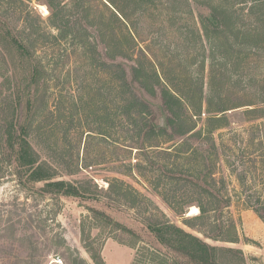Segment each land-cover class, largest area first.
Masks as SVG:
<instances>
[{"label":"rangeland","instance_id":"1","mask_svg":"<svg viewBox=\"0 0 264 264\" xmlns=\"http://www.w3.org/2000/svg\"><path fill=\"white\" fill-rule=\"evenodd\" d=\"M72 1L65 0L71 7ZM84 1L90 8L89 19L95 22L90 29L93 34L86 37L79 32L60 44L37 47L38 57L48 72V97L46 107L43 101L40 104L42 116L38 119L40 125L37 124L40 127L33 140L39 146L46 144V149L53 145L55 154L62 150L63 162L68 169L72 163L73 173H63L61 177L88 185L95 192L94 197H90L94 199L65 198L56 202L40 197L22 188L9 167L0 162V264H57L56 260H61L62 264H173L165 251L149 242L151 238L139 222L140 216L149 215L172 221L214 246L217 264H264V221L247 201L248 196H252V200L260 198L264 203V116L253 118L247 111L248 105L229 109L224 115L207 112L205 96L212 48L203 36L193 0H188L193 6L192 13L184 10L187 6H183V12L179 5L178 10L181 8L182 12L178 11L174 21L162 0H113L124 9L126 17L107 0ZM39 4L47 7V14L41 12ZM26 11L42 20L49 14L44 0H0V14L6 16L17 31L22 30V16ZM129 33L135 38L132 43ZM96 39L107 43L112 57L121 53L120 50L132 57L126 61L129 64L124 65L147 97L153 101L159 98L163 109L159 104L153 108L148 103L159 124L163 123L164 116L168 122L160 91L153 94L144 90L132 73L131 62L139 63L141 82L150 83L158 78L161 85L172 92L171 86H177L181 94L189 91V84L201 78L200 61L204 63L200 115L191 117L187 109L183 114L180 106L182 115L179 116L187 135L200 133V139L195 136L188 141L169 140L168 136L159 135L153 140L156 146L146 150L152 157L157 156L155 160L160 164L176 159V163L184 166L195 162V168L213 172L212 188L229 200L221 217L222 233L215 239L204 237L202 232L215 236L220 232L219 223L201 220L194 227L189 226L191 222L187 217L199 213L197 202L182 204L184 214L176 213L164 194H181L185 187L181 183L167 185L159 171L139 170L136 164L146 166L143 152L128 146L131 141L126 143L116 131L117 127L111 128V135L105 138L88 131L97 128L101 119L99 105H94V101L100 79L106 77L99 72L98 61L89 52ZM3 51L0 45V106L5 105L7 109L11 99L7 83L11 64ZM105 51L103 47L104 54ZM118 62L124 60L119 58ZM234 65L236 74L232 73L230 80L232 92L222 88L220 97L237 102L253 99L264 89L263 52L242 55V62ZM193 97L197 102V97ZM89 108L98 110L96 123ZM212 116L220 118V122L209 120ZM45 124L46 127L55 125L54 134H48V140L41 131L44 128L41 129V125ZM168 131L171 132V128ZM207 135L212 136L213 141ZM155 149H165L172 156L157 155L153 152ZM69 150L74 154L72 160ZM182 151L188 152L183 154ZM121 191L124 194L116 203L108 200V192L111 198H116L114 194ZM193 192L195 200L209 206L207 195L188 187L187 194ZM108 202L119 208L106 205ZM92 206L106 211L140 234L141 239L118 229L113 222L94 219L89 210ZM191 206H196L198 212L189 214Z\"/></svg>","mask_w":264,"mask_h":264},{"label":"trees","instance_id":"2","mask_svg":"<svg viewBox=\"0 0 264 264\" xmlns=\"http://www.w3.org/2000/svg\"><path fill=\"white\" fill-rule=\"evenodd\" d=\"M44 1L49 8L46 19L34 17L31 12L26 11L22 16V30L19 31L9 24L6 16L0 14V45L11 64L10 79L7 81L11 90L10 103L7 105V109L5 105L0 106V162L9 167L17 183L30 193L51 198L56 202L65 198L92 200L94 198L90 197H94L95 192L91 191L88 185L77 184L61 177L63 173L66 175L73 173L72 163L69 164L71 166L68 169L67 164L65 166L63 162L65 159L63 151L60 150L59 154H55L53 145L52 147L47 146L49 149H46V144L39 146L34 143L33 135L40 127L37 126L38 119L42 116L39 110L40 104L43 101L46 107L48 97V72L38 57L37 47L60 44L62 41L76 37L79 32L89 37V33H94L90 29L95 26V22L93 23V19H89L90 8L85 6L84 0H73L72 7L68 6L65 0ZM107 1L115 9H118L122 16H125L124 9L113 0ZM161 3L167 7V13L173 21L176 20L178 11L180 13L183 11V6H187L184 10H188L190 13L193 11V6L189 4L188 0L187 2L184 0H162ZM192 4L198 10L203 36L212 48L209 54V76L207 95L205 96L207 97V112L224 115V112L229 109L248 105L247 111L252 114L253 118L263 117L264 89L260 90V94L257 96L255 94L253 99L242 102H237L233 98L220 97V94L222 88L229 91L233 87L230 80L232 73L236 74L234 64L242 62V55L259 54V51L264 54V0H193ZM179 5H181L182 11L181 8L178 10ZM113 15L118 19L114 12ZM52 30H55L56 33ZM125 36L127 37V34ZM129 38L131 43L135 41L131 33L128 34ZM101 42L96 39L89 51L98 61L99 72L106 76L100 79V86L96 92L97 99L94 101V105H99L101 119L99 123L97 122V128H90L88 131L100 134L105 138L111 135V128L117 127L116 131L126 139L125 142L131 141L130 144H132L128 146L136 147L143 152L146 166L140 163L136 164L139 170L159 171L161 178L168 182L167 185L181 183L185 187L181 194L170 193L166 196L164 194L170 207L182 215L184 214L182 204L197 202L199 213L187 217L186 220L191 222L189 226L194 227L201 220L218 222L217 226L220 227L218 234L214 236L205 231L202 234L206 238L221 235L223 227L221 226V217L229 200L220 194V191L212 188L214 186L213 172L195 168V162H188L189 166H184L176 163V159L172 162L166 160L167 162L160 164L155 160L157 156L152 157L146 150L149 146H156L153 140L159 135H166L170 138L169 140L178 138L188 141L193 140L195 136L200 139V133L187 135L186 128L179 121V116L182 115L180 106L183 108V114L187 112V109L191 112V117L200 115V103L204 88V63L200 61L202 64L201 78L197 79L196 83L189 84V91L181 94L177 86L171 84L174 91L172 92L161 85L158 78L154 81L151 80L150 83L141 82L139 80V63L131 62L132 73L137 83L150 93L155 94L157 90L160 91L163 105L168 111L167 124L171 128V132H169L166 128L155 125L153 109L134 91L129 81L130 76L127 68L123 62H118L119 58L129 62L132 57L122 50H120L121 53L112 57L107 43L102 44ZM79 46L83 47V44ZM103 47L106 50L105 54ZM193 96L197 97V102ZM92 109L89 108L93 112V122L96 123L98 110L93 111ZM209 120L220 122V118L213 116ZM69 123L72 125V120ZM46 124L45 126L41 125V129L44 127L41 131L48 140V134H54L55 125L46 127ZM219 125L223 124L219 123ZM207 136L209 140L213 141L212 136ZM153 152L157 155L164 153L168 158L172 156L165 149H155ZM187 152L182 151L183 154ZM68 156L70 160L73 159L74 154L71 150H69ZM157 185L160 186V182ZM188 187H193L197 192L201 191L207 195L209 206L195 200L194 192L187 194ZM122 192L114 194L116 198H111V194L108 192V200L116 203L117 199L123 196L124 192ZM247 201L254 212L264 221V203L260 198L252 200V196H248ZM106 205L119 208L117 205H111L110 202ZM89 210L94 219L103 220L109 224L113 222L118 229L121 228L135 237H140V234H136L137 232L125 224L116 221L106 211L93 206ZM140 217L139 222L151 238L149 242L158 247L160 251H165L166 253H163L173 259V264H217L214 258V246L208 244L204 239L188 232L172 221L160 220L154 215ZM100 259L98 256V260L101 262Z\"/></svg>","mask_w":264,"mask_h":264},{"label":"water","instance_id":"3","mask_svg":"<svg viewBox=\"0 0 264 264\" xmlns=\"http://www.w3.org/2000/svg\"><path fill=\"white\" fill-rule=\"evenodd\" d=\"M124 64H129L128 62H126V61H124L123 62ZM129 67V66H128ZM130 68V67H129ZM129 74H130V77H129V81H130V84H131V86L133 87V89H134V91L139 95V97L143 100V101H145L146 103H149L150 105H152L153 106V108H154V106L156 105V104H159V107H160V109H163V107H162V105L159 103L160 101H159V98L157 99V101H153L152 99H150L149 97H147V95L143 92V90L140 88V87H138L136 84H135V82H134V78H133V75L131 74V70L129 69ZM156 102H158V103H156ZM158 120H156L155 119V121H154V123H155V125L157 126V127H164V128H166L167 130H169V126H168V124H167V120H166V118H165V116H164V119H163V123L162 124H159V122H157Z\"/></svg>","mask_w":264,"mask_h":264},{"label":"bare ground","instance_id":"4","mask_svg":"<svg viewBox=\"0 0 264 264\" xmlns=\"http://www.w3.org/2000/svg\"><path fill=\"white\" fill-rule=\"evenodd\" d=\"M38 7L40 8V10H41V12L43 14H47L48 13V9H47V7L45 5L39 4ZM197 212H198V209H197L196 206H191L190 207L189 214H195Z\"/></svg>","mask_w":264,"mask_h":264},{"label":"built area","instance_id":"5","mask_svg":"<svg viewBox=\"0 0 264 264\" xmlns=\"http://www.w3.org/2000/svg\"><path fill=\"white\" fill-rule=\"evenodd\" d=\"M57 264H62L61 260H56L55 261Z\"/></svg>","mask_w":264,"mask_h":264}]
</instances>
